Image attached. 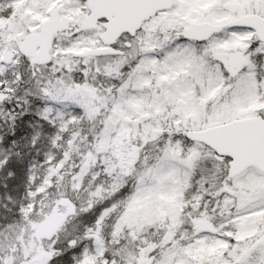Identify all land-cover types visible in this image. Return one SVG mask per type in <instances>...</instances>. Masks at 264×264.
I'll return each instance as SVG.
<instances>
[{"label":"snow or ice","instance_id":"1","mask_svg":"<svg viewBox=\"0 0 264 264\" xmlns=\"http://www.w3.org/2000/svg\"><path fill=\"white\" fill-rule=\"evenodd\" d=\"M0 264H264V0H0Z\"/></svg>","mask_w":264,"mask_h":264}]
</instances>
